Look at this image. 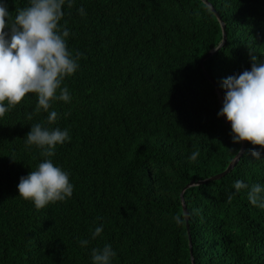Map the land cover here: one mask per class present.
I'll return each instance as SVG.
<instances>
[{
    "label": "trees",
    "instance_id": "1",
    "mask_svg": "<svg viewBox=\"0 0 264 264\" xmlns=\"http://www.w3.org/2000/svg\"><path fill=\"white\" fill-rule=\"evenodd\" d=\"M207 2L227 41L201 67L223 39L204 0H65L59 25L79 65L62 83L71 100L37 113L29 93L0 117V264H93L106 244L111 264H264V208L247 196L264 186L260 146L245 141L228 175L184 192L189 232L183 212L185 187L224 172L242 149L206 74L224 99L226 78L250 71L252 55L264 62V0ZM6 4L11 21L30 0ZM36 123L70 140L44 157L26 145ZM45 159L69 174L73 194L38 210L18 184ZM237 180L248 188L237 192Z\"/></svg>",
    "mask_w": 264,
    "mask_h": 264
},
{
    "label": "clouds",
    "instance_id": "2",
    "mask_svg": "<svg viewBox=\"0 0 264 264\" xmlns=\"http://www.w3.org/2000/svg\"><path fill=\"white\" fill-rule=\"evenodd\" d=\"M64 4L65 0H30L29 6L17 9V15L10 21L6 0H0V117L20 104L29 93L37 96V113L48 112L53 101L71 100L62 83L77 71L79 65L78 57L73 58L68 51L69 30L59 25ZM71 6V0H68V7ZM78 11L81 16L85 15L82 7ZM251 59L250 71L245 70L223 81L226 91L218 115L230 122L234 143L247 141L264 149V62H259L256 55ZM57 119L58 113L53 110L47 122L54 124ZM66 140H70L67 129H52L36 123L26 136V145H35L42 150V156L52 157L56 146ZM251 155L256 160L261 159L258 150H253ZM198 156V151L192 152L189 161L195 162ZM233 187L239 192L248 185L237 180ZM18 192L39 210L70 198L73 185L66 171L45 159L36 170L20 178ZM262 194L264 186L253 184L247 193L248 200L264 208ZM177 220L179 222V218ZM102 231L103 226L96 227L92 232L93 239ZM79 243L83 247L89 242L81 240ZM91 255L93 264H111L116 253L106 244L103 248H94Z\"/></svg>",
    "mask_w": 264,
    "mask_h": 264
},
{
    "label": "water",
    "instance_id": "3",
    "mask_svg": "<svg viewBox=\"0 0 264 264\" xmlns=\"http://www.w3.org/2000/svg\"><path fill=\"white\" fill-rule=\"evenodd\" d=\"M204 2H206V4L208 6H210V4L207 2V0H204ZM210 9L212 10V12L215 13V15L218 17L219 21L221 22V25H222V30H223V39H222V42L221 44L218 46V48H216L215 50H212L211 52H209L201 61V67H203V64H204V61L207 60L208 58L212 57L213 55L217 54L225 45L226 41H227V34H226V26L225 24L221 21V18L219 16V14L216 13V11L210 6ZM206 77L207 79L215 86L217 92H218V95L220 97V109H222L223 107V102H224V99H223V96H222V92L221 90L217 87L216 83L214 82V80L208 76L206 74ZM222 119L225 121V123L229 126H231L230 122L227 121L226 117L222 116ZM245 147H246V144H245V141L242 142V149L240 151V153L237 155V157L232 161V163L228 166V168L222 172L221 174H218L208 180H204V181H199V182H194L192 181L189 185H187L185 187V189L183 190V192L181 193V200H182V205H183V212H184V216H185V220H186V223H187V228H188V232H189V225H188V222H189V215H188V211H187V208H186V205H185V199H184V192L191 188V187H194V186H199V185H202V184H205V183H208V182H211V181H216V180H219L223 177H225L226 175H228L236 166V164L238 163V161L240 160L241 156L244 154V151H245ZM191 246V250H192V245L190 244ZM191 255H192V251H191ZM193 260V259H192ZM194 264V262H193Z\"/></svg>",
    "mask_w": 264,
    "mask_h": 264
}]
</instances>
